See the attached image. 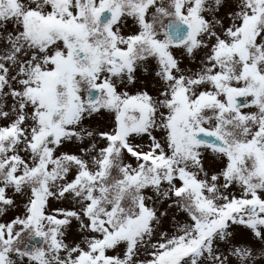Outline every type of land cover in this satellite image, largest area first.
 Segmentation results:
<instances>
[{
	"label": "snow or ice",
	"instance_id": "6c2138e0",
	"mask_svg": "<svg viewBox=\"0 0 264 264\" xmlns=\"http://www.w3.org/2000/svg\"><path fill=\"white\" fill-rule=\"evenodd\" d=\"M0 264H264V0H0Z\"/></svg>",
	"mask_w": 264,
	"mask_h": 264
}]
</instances>
